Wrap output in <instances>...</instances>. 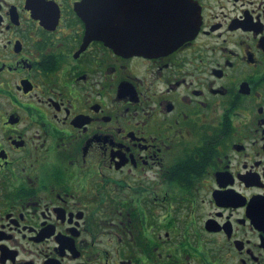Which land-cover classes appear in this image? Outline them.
Returning <instances> with one entry per match:
<instances>
[{
	"label": "flooded vegetation",
	"instance_id": "1",
	"mask_svg": "<svg viewBox=\"0 0 264 264\" xmlns=\"http://www.w3.org/2000/svg\"><path fill=\"white\" fill-rule=\"evenodd\" d=\"M174 1L0 0V264H264V0Z\"/></svg>",
	"mask_w": 264,
	"mask_h": 264
},
{
	"label": "water",
	"instance_id": "2",
	"mask_svg": "<svg viewBox=\"0 0 264 264\" xmlns=\"http://www.w3.org/2000/svg\"><path fill=\"white\" fill-rule=\"evenodd\" d=\"M175 15L170 22L161 24V39L159 42H144L131 47L141 53L150 54L156 50H170L187 38L193 37L199 30L201 18L200 8L194 0H175ZM91 32V30H90ZM121 31L114 27L112 31H101L96 38L104 40L117 51L127 49L120 37Z\"/></svg>",
	"mask_w": 264,
	"mask_h": 264
}]
</instances>
